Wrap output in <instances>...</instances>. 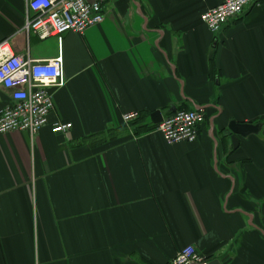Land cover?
<instances>
[{
    "label": "crops",
    "instance_id": "crops-1",
    "mask_svg": "<svg viewBox=\"0 0 264 264\" xmlns=\"http://www.w3.org/2000/svg\"><path fill=\"white\" fill-rule=\"evenodd\" d=\"M220 2L103 0L100 24L59 42L14 38L26 0H0V40L61 54L66 80L37 133L0 135V264H170L189 245L264 264V0L211 32L200 15ZM173 108L203 110L195 140L122 121ZM230 120L260 128L233 148Z\"/></svg>",
    "mask_w": 264,
    "mask_h": 264
},
{
    "label": "built area",
    "instance_id": "built-area-1",
    "mask_svg": "<svg viewBox=\"0 0 264 264\" xmlns=\"http://www.w3.org/2000/svg\"><path fill=\"white\" fill-rule=\"evenodd\" d=\"M258 0H221L204 10L200 20L211 32L219 31L230 19ZM103 0H26L24 24L14 38L35 34L40 39L56 37L59 42L66 32L83 34L104 20ZM10 38L0 40V88L10 91L11 102L0 109V135L13 130L31 136L45 126L53 109L51 89L65 84L61 54L47 60L23 59L11 48ZM138 118L137 112L122 115L128 123ZM205 121L202 109H177L163 115L154 130L167 143L193 141L200 124ZM71 123L55 122L52 132L65 133ZM192 245L179 250L170 264H206Z\"/></svg>",
    "mask_w": 264,
    "mask_h": 264
},
{
    "label": "water",
    "instance_id": "water-1",
    "mask_svg": "<svg viewBox=\"0 0 264 264\" xmlns=\"http://www.w3.org/2000/svg\"><path fill=\"white\" fill-rule=\"evenodd\" d=\"M176 108H173L172 111H175ZM162 112L160 110H155L153 112H151L150 114V122L154 125L160 123L162 121ZM227 130L230 131L231 135H230V139H231V143L233 148L237 147L238 144V136L241 137H246L250 134L256 133L258 132L259 128H260V124L259 123H246V122H236L234 120H230L227 126ZM226 258L224 257L222 259H211L209 260L206 264H224L226 263Z\"/></svg>",
    "mask_w": 264,
    "mask_h": 264
},
{
    "label": "trees",
    "instance_id": "trees-1",
    "mask_svg": "<svg viewBox=\"0 0 264 264\" xmlns=\"http://www.w3.org/2000/svg\"><path fill=\"white\" fill-rule=\"evenodd\" d=\"M171 113V112H168ZM134 127V130L137 133H142L146 131L154 130L156 125L152 124L149 120H144L142 117L138 116L135 120L131 121Z\"/></svg>",
    "mask_w": 264,
    "mask_h": 264
}]
</instances>
